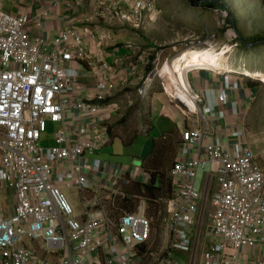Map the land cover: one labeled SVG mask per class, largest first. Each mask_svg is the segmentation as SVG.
Returning <instances> with one entry per match:
<instances>
[{
  "label": "built area",
  "instance_id": "1",
  "mask_svg": "<svg viewBox=\"0 0 264 264\" xmlns=\"http://www.w3.org/2000/svg\"><path fill=\"white\" fill-rule=\"evenodd\" d=\"M153 11L158 19L162 13L158 0H102L97 14L144 29ZM30 24L28 13L14 15L0 5V264H143L146 257L157 255L151 264H187L180 254L193 251L203 190L197 183L201 169L217 175L219 187L212 193L213 211L207 226L210 244L200 264H264V169L258 154L248 141L236 143L231 150L219 137L205 143L207 126L184 132L182 154H190L196 145L200 154L181 156L174 164V190L160 225L147 214V203L141 199L136 210L111 215L100 198L94 201L99 209L86 217L76 214L66 188L93 190L90 173L104 172L107 162L86 157L97 155L112 141L96 116L110 105L117 82L99 77L88 88L91 96H85L82 69L89 58L87 43L96 35L70 26L49 39L34 33ZM231 35L235 41L234 31ZM210 37L207 43L214 46L216 38ZM192 43L186 50L173 44V56L165 57L164 48L155 57L144 52L138 60L154 68L142 86L143 93L159 78L173 100L196 114L201 113V97L187 81L189 71H218L225 75L227 88L240 85L231 74H248L229 68L230 62L224 60L226 66L221 68L186 65L183 79L170 67L188 50L198 49L200 42ZM102 67L114 71L109 62ZM204 111L217 115L214 105ZM70 120L79 123L69 126ZM51 123L64 124V128L55 136L56 145L43 146ZM238 134L245 136L242 131ZM158 228L167 235L161 254L154 251ZM28 242L41 244L49 259L37 255Z\"/></svg>",
  "mask_w": 264,
  "mask_h": 264
},
{
  "label": "crops",
  "instance_id": "2",
  "mask_svg": "<svg viewBox=\"0 0 264 264\" xmlns=\"http://www.w3.org/2000/svg\"><path fill=\"white\" fill-rule=\"evenodd\" d=\"M101 1L0 0V5L11 14L28 13L31 17L30 29L49 39L55 38L70 26L86 29L90 34L96 35V39H90L87 43L89 58L82 69L81 82L86 86L85 96H91L88 88L90 90L94 87L99 77H108L117 82L110 97V105L96 116L102 127L108 128L112 137L111 143L97 155V158L107 162L104 172L101 175L90 173L94 182L93 190L66 188L79 217H86L90 211L99 209L94 201L100 198L104 200L111 215L129 211V208L136 210L141 200L147 203V214L150 216L155 217L151 212L152 204L163 203L166 209L167 200L173 194L174 164L181 156L192 158L200 154L199 145L193 146L190 154H182L184 132L190 128L207 126L205 143L219 137L227 149L231 150L236 143L248 141L258 157L262 155V150L248 128L250 112L258 92L257 85L252 84L251 78L231 74L233 80L240 85L237 88H227L225 75L218 71L210 68L189 71L187 81L201 97V113L196 114H190L184 103L173 100L164 90L159 78H155L149 91L143 93L146 78L154 68L150 70L153 65L140 62L138 57L144 52H152V57H155L166 48L165 41L168 40L152 32L158 20L155 18L156 11L149 12L145 28L138 29L115 16H99L97 13L101 8ZM123 4L127 5L126 2ZM166 50L167 56L175 54L172 48ZM132 60H138L137 64H133ZM103 62H109L114 71L107 72L102 67ZM223 91H226V95ZM209 105L216 107V116L205 113L204 109ZM76 113L77 111L73 112ZM78 123L77 120H70L69 126H77ZM51 125L56 127L53 136L56 145L55 136L64 128V124ZM240 131L245 133L244 137L235 135ZM109 150H112V155L118 154L124 158H103L102 155ZM169 150L171 160H167ZM205 153L206 144L202 147L203 156ZM93 157L94 155L88 154L86 159L91 160ZM205 173V184L208 183L205 192L210 195L219 187L218 176H210L207 170ZM152 186L154 190H150ZM123 201L126 206L129 205L128 209ZM158 229L154 231L155 243L158 235L161 236ZM28 244L37 255L49 259L41 244ZM35 247H39L40 251ZM143 264H146L145 261Z\"/></svg>",
  "mask_w": 264,
  "mask_h": 264
},
{
  "label": "rangeland",
  "instance_id": "3",
  "mask_svg": "<svg viewBox=\"0 0 264 264\" xmlns=\"http://www.w3.org/2000/svg\"><path fill=\"white\" fill-rule=\"evenodd\" d=\"M158 1L162 13L156 21L157 23H155L152 32L158 33V37L164 36L168 38L165 41V46L168 50L171 49L173 44L179 43L180 48L182 47L183 50H186L189 46H192V42H200L197 50L203 51L201 53L204 56L210 55L212 60L222 65L221 67L226 66L223 64L224 60H226L231 64L229 68L246 72L248 74L246 75L247 78H252L256 82L258 92L250 112L248 128L263 152L258 158L264 169V40L257 39L264 37V0H253L252 3H248L246 0H225L226 2H234L238 9L241 8L243 10L240 15L243 22L240 25L241 35H239L235 27L227 25L232 15L230 10L222 9L221 7H219L220 9H214L204 5V2L212 0H197V2H192L191 0ZM225 26L228 27L224 28ZM231 29L234 31L235 41L231 40L233 39ZM212 35L215 36L216 41L214 46H209L207 41ZM169 56H173V54ZM55 132L56 127L51 125L41 144L43 146L54 145L53 136ZM112 150L106 152L102 157L109 160L124 158L118 154L112 155ZM170 153L171 150L167 152V160L172 157ZM97 155H94V157H97ZM207 171L210 170L207 169ZM206 178L205 170L201 169L197 183L203 190L202 198L200 199L201 210L196 215L197 222L193 229V251L180 254L187 258V264H200L201 256L210 244L207 237V226L210 222V213L213 208L212 194L206 195L205 192L208 188V183L205 184ZM169 191L171 193V190ZM5 202L8 203V201ZM151 212L155 214L157 225H160L166 214L165 205L163 203L152 204ZM158 231L163 237L158 235V241L154 243V251L161 254L160 252L165 250L167 246V235L161 229ZM35 249L40 251L39 247H35ZM157 257L158 255L146 257L145 263L151 264L156 261Z\"/></svg>",
  "mask_w": 264,
  "mask_h": 264
},
{
  "label": "trees",
  "instance_id": "4",
  "mask_svg": "<svg viewBox=\"0 0 264 264\" xmlns=\"http://www.w3.org/2000/svg\"><path fill=\"white\" fill-rule=\"evenodd\" d=\"M192 2H197V0H191ZM236 1V0H235ZM248 3H252L253 0H246ZM204 5L208 6V7H211V8H219L221 7L222 9H228L231 11V16L229 18V24H227L228 26H233L236 28L237 32L239 33V35L242 34V31H241V28H240V25L243 23L242 22V18H241V13H243V10L241 8L238 9V7L235 5L234 2H226L225 0H212V1H208V2H204ZM220 9V8H219ZM228 26H225L224 28H227ZM230 29V28H229ZM227 29V30H229ZM224 30V29H223ZM242 39V38H241ZM257 39H263L264 40V37L262 38H257ZM243 40V39H242ZM245 42V40H243ZM150 70L153 69V66H150L149 68ZM252 79V78H251ZM252 84H256V82H252ZM257 85V84H256ZM150 190H154L153 186L150 187ZM174 190V188H173ZM123 204L125 205V208L128 209L129 208V205L126 206L125 204V201H123ZM129 211H134L135 209L134 208H129L128 209Z\"/></svg>",
  "mask_w": 264,
  "mask_h": 264
},
{
  "label": "bare ground",
  "instance_id": "5",
  "mask_svg": "<svg viewBox=\"0 0 264 264\" xmlns=\"http://www.w3.org/2000/svg\"><path fill=\"white\" fill-rule=\"evenodd\" d=\"M200 50H188L183 54L182 57L176 60L175 65L170 67L172 72H179L181 77L185 78V66L186 65H204L208 67H221V64H217L214 60H212L210 55L202 54ZM191 54V55H190Z\"/></svg>",
  "mask_w": 264,
  "mask_h": 264
}]
</instances>
